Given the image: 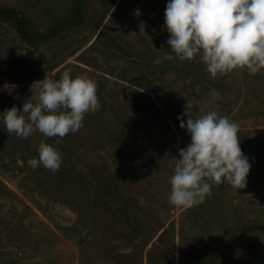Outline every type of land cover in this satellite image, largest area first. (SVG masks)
Returning <instances> with one entry per match:
<instances>
[{"label": "rangeland", "instance_id": "374dc122", "mask_svg": "<svg viewBox=\"0 0 264 264\" xmlns=\"http://www.w3.org/2000/svg\"><path fill=\"white\" fill-rule=\"evenodd\" d=\"M167 3L85 0L83 25L36 45L0 17V113L35 102L31 85L64 71L91 79L101 105L60 144L38 130L27 139L9 135L0 122V264H194L237 239L245 221L264 223V70L213 78L199 56L166 59L175 55L166 43ZM74 7L73 0H0V8L29 17L32 34L49 32ZM211 110L239 125L247 186L214 185L202 204L175 207L169 180L190 143L177 117ZM42 142L62 155L55 173L28 166ZM214 264H264V236L249 235Z\"/></svg>", "mask_w": 264, "mask_h": 264}, {"label": "clouds", "instance_id": "9594fccd", "mask_svg": "<svg viewBox=\"0 0 264 264\" xmlns=\"http://www.w3.org/2000/svg\"><path fill=\"white\" fill-rule=\"evenodd\" d=\"M164 26L166 43L175 54H167L168 60L199 56L213 78L245 67L250 75L264 70V0H168ZM160 62L159 58L153 61ZM30 91L36 93L35 102L27 99L22 110L13 105L0 113L9 135L27 139L38 130L60 144L70 133L82 131L84 120L101 108L96 84L86 75L73 78L70 71L59 80L34 82ZM177 119L190 135V143L179 149L180 158L175 159L169 203L187 209L210 197L214 185L227 183L237 191L246 188L251 164L240 147L239 125L214 110L196 119ZM17 163L24 165L23 160ZM27 163L55 173L62 155L42 142L38 159Z\"/></svg>", "mask_w": 264, "mask_h": 264}, {"label": "trees", "instance_id": "16d2710c", "mask_svg": "<svg viewBox=\"0 0 264 264\" xmlns=\"http://www.w3.org/2000/svg\"><path fill=\"white\" fill-rule=\"evenodd\" d=\"M73 1L75 3V7L72 15L56 23L47 33L32 34L30 31L29 17L25 13H22L18 10L11 8H0V17L10 20L14 24L19 36L24 41L29 42L32 45H36L48 37L57 35L64 28L81 26L85 23V0ZM96 190L100 195V198H102L107 204L113 207V209L117 213H121L120 205L115 197H112L106 190L102 189L100 185H98V189ZM238 230L239 231L237 239H234L232 242L225 245H220L217 249V254H214V251L210 255H208L204 261H196L194 264H214V261L223 252L240 248L243 244L244 239L249 235L264 236V223H262L261 221H245ZM149 254L150 256L152 255V250H150Z\"/></svg>", "mask_w": 264, "mask_h": 264}]
</instances>
